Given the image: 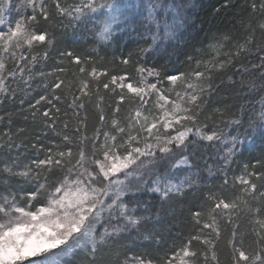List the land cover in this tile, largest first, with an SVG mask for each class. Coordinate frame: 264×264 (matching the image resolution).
I'll return each instance as SVG.
<instances>
[{"label":"snow or ice","instance_id":"6c2138e0","mask_svg":"<svg viewBox=\"0 0 264 264\" xmlns=\"http://www.w3.org/2000/svg\"><path fill=\"white\" fill-rule=\"evenodd\" d=\"M190 7L0 0V264H222V248L226 264H264V0H223L181 67L149 61ZM88 24L98 42L132 28L143 44L98 64L64 44ZM201 147L217 163L174 182Z\"/></svg>","mask_w":264,"mask_h":264},{"label":"trees","instance_id":"16d2710c","mask_svg":"<svg viewBox=\"0 0 264 264\" xmlns=\"http://www.w3.org/2000/svg\"><path fill=\"white\" fill-rule=\"evenodd\" d=\"M21 2V0H17V3ZM71 2V0H69ZM191 7L189 8V16L194 21L191 26H189L186 30L181 29L174 39H165L160 42V46L158 47L156 52H153L149 55V61L155 60L156 63H163L165 60L169 61L172 67H181L180 61L184 59V56L187 52L191 51L193 48H198L201 46V43H207V34L210 31L215 30L219 25V21L221 17L224 15V10L222 9L220 14H214V9L219 8L223 3V0H188ZM229 15H231V11H229ZM143 32V29H140ZM116 39L111 43L107 42H98L92 31V25L88 24L87 27L84 25H80L78 28L73 30L69 28L67 30L66 36L64 38V44L74 48L76 51L85 53L92 52L93 48L98 50L99 55L95 52H92V55L96 57L98 64H104L106 59L115 53H119L123 51L125 54L129 50H133L137 47L138 44H143L137 35L136 31H133L132 28L127 29L126 31H116L114 33ZM255 52L253 50V55L247 56L245 59V63L248 65L251 70V64L254 62L256 64L259 63V59H254ZM104 58V59H101ZM51 63V61L49 62ZM109 68H112V65H108ZM50 70V69H46ZM252 76L258 77L259 72H251ZM39 83V86H38ZM257 83L259 80L257 79ZM15 87V85H12ZM32 89L34 90L32 95H36L42 91V82H39V78H37V82L32 84ZM19 106V100L16 101L15 105L9 104L7 108L9 111L15 110L16 107ZM27 108V102L24 105ZM92 109L90 107L89 112V122L91 123L92 119ZM24 115H29V119L27 123L31 124L30 114L25 112L22 114L13 115L14 126L23 125L26 122L24 121ZM51 135V133H49ZM217 148L213 147H201L197 149L196 154L192 155L191 148L187 153L190 157V163L193 165L190 169L187 166H183L180 169L173 170L170 175L174 182L179 183L182 179H184L189 172H195L197 169L201 170L202 175H206L203 171L206 167L214 166L219 156L217 155ZM248 153L245 152L243 156L239 158L236 164L233 165L234 169L238 173L240 171L241 161L247 159ZM122 178V177H121ZM145 200L150 198V194L145 193L142 197ZM190 196L185 199V204H187ZM186 215V213H184ZM244 226L249 228L247 222H244ZM141 250L139 248L133 249V251ZM228 256V250L226 248H222L220 252V259L222 264H226ZM71 260V258H68Z\"/></svg>","mask_w":264,"mask_h":264}]
</instances>
